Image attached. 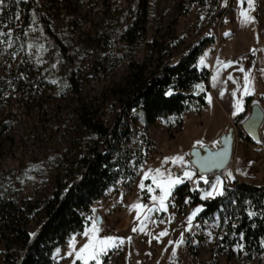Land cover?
<instances>
[{
    "label": "rangeland",
    "instance_id": "374dc122",
    "mask_svg": "<svg viewBox=\"0 0 264 264\" xmlns=\"http://www.w3.org/2000/svg\"><path fill=\"white\" fill-rule=\"evenodd\" d=\"M4 1L0 0V17ZM39 1L42 4L47 0ZM69 1V12L64 7L67 0L56 2L52 20L57 29L67 31L73 52L78 54L77 92L61 79L58 64L51 73L45 64L39 65V58L34 57L29 47L22 54L12 30L5 28L0 19V194L14 198L25 209L32 208L28 229L33 234L43 217L41 208L63 177L65 160L81 154L83 144L77 145L73 129L84 110L105 125H111L118 115L119 99L133 88L135 74L149 75L159 62L168 60L162 56L165 51L172 52L170 60L174 61L188 45L207 35L213 42L197 60L198 67L209 71L205 105L192 106L180 117L158 118L145 133L135 130L128 143L144 145L146 159L135 170L131 184L125 186L118 181L109 187L84 214V219L85 228H91L97 215L102 220L116 217V236L102 231L97 234L123 241L101 256V262L107 256L106 264H212L211 250L220 236L218 215L214 214L204 226L196 216L188 228V214L197 206L203 207L193 204L188 196L177 198L174 194L177 185L166 202V211L153 212L147 218L142 213L138 218L136 209L130 206L152 205L150 197L154 194L148 191V186L155 195H159V189L150 178L143 180V189L139 185L144 172L161 167L165 157H183L184 165L169 161L163 167L170 170L178 166L191 171L192 180L184 179L182 183L187 182L189 190L197 191L200 198L201 191L210 185L198 179L200 173L190 162L189 150L203 146L217 148L221 135L229 127L235 136L231 161L222 171L204 173L206 178L220 175L224 184L236 181L264 186V120L259 129L260 140L247 137L241 128L253 103H258L264 111V0H254L248 10L253 18L249 21L240 16L242 9H248L246 0H148L144 37L132 49L126 46L122 35L124 21L120 17L133 0ZM115 17H119V22ZM106 27L111 34L104 41ZM201 57L204 64L199 63ZM20 61L29 65L32 82L46 77L44 82L31 90L18 87L13 78L19 75ZM109 65H112L110 69ZM245 72L249 78L246 95L243 94ZM203 88V83H197L191 93L198 95ZM237 100L241 101L242 111L234 108ZM131 125L140 127L142 123L135 118ZM149 141L153 144H148ZM225 172H231V180L224 177ZM85 228L55 247L53 258L57 264L74 261L81 264L75 260V251L87 243L88 238L83 235ZM162 230L167 234L159 236ZM191 238L195 253L189 248ZM181 239L183 242L177 245L175 242ZM70 240L74 241L72 250L68 246ZM215 261L216 264H264V251L259 259L253 257L248 262L240 247H234L229 260L222 250L217 252Z\"/></svg>",
    "mask_w": 264,
    "mask_h": 264
},
{
    "label": "trees",
    "instance_id": "16d2710c",
    "mask_svg": "<svg viewBox=\"0 0 264 264\" xmlns=\"http://www.w3.org/2000/svg\"><path fill=\"white\" fill-rule=\"evenodd\" d=\"M57 1L47 0L41 4L39 0H5L0 19L5 28L12 30L22 54L31 44L30 49L34 57L39 58V65L45 64L52 73L58 64L61 79L77 92L78 54L73 52L67 31L53 24ZM69 3L67 0L64 6L67 12L70 11ZM147 6L148 0H133L130 8L121 13L122 35L128 49L144 37ZM115 21L119 22V17H115ZM103 34L106 41L111 34L109 27L104 28ZM212 42V37L204 35L188 45L174 61L170 60L172 52L167 50L162 56L168 60L159 62L152 73L135 74L133 88L119 99L118 115L111 125H105L84 110L73 129L77 145L83 144L81 154L65 160L63 177L41 208L43 217L33 234L28 229L33 218L32 208L25 209L14 198L0 194V264H57L53 258L55 247L63 245L70 235L82 232L84 214L118 181L125 186L131 184L135 170L146 159L144 145L128 143L135 130L145 133L158 118L180 117L192 106L205 105L209 71L198 67L197 60ZM27 56L30 61V54ZM111 67L109 65V69ZM28 68L29 65L20 61L19 75L14 76L13 82L31 90L46 77L35 78L33 84ZM197 83H203L204 88L193 95L191 90ZM169 90L171 94L166 96ZM135 118L142 123L140 127L131 125ZM148 144L153 143L149 141ZM224 189L223 195L202 200L197 191L189 190L186 182L177 185L174 194L179 199L188 196L193 204L202 205L197 215L201 226L214 214L218 215L220 236L211 250L212 264H216V254L222 250L229 260L234 247H240L248 262L253 257L259 259L264 251L261 243L264 241V186L234 181L224 184ZM249 211L255 215L249 217ZM189 248L195 253L192 238ZM106 262L107 256L101 264Z\"/></svg>",
    "mask_w": 264,
    "mask_h": 264
},
{
    "label": "snow or ice",
    "instance_id": "6c2138e0",
    "mask_svg": "<svg viewBox=\"0 0 264 264\" xmlns=\"http://www.w3.org/2000/svg\"><path fill=\"white\" fill-rule=\"evenodd\" d=\"M248 4V9H242L240 11V16L244 21H249L253 19L251 16L248 15V10L253 7L254 0H246ZM32 45H29V48H31ZM207 53H205V56ZM200 64H204V57L200 58L199 61ZM219 63V61H218ZM231 63V62H229ZM243 71V69H241ZM229 79H231V76H229ZM213 80H215V76H213ZM55 83V81H53ZM249 78L247 72H245V83H244V92L243 94H248L249 88ZM196 87H201L200 85H197ZM171 90L165 92V95H170ZM236 93L233 92V96H235ZM234 108L236 111H242L241 107V101L237 100L234 104ZM233 115H235V112H233ZM197 144H200L201 141H197ZM171 161L172 164H181L184 165L186 162L184 161L182 156H174V157H165L164 160L161 162V167L156 169H148L144 172V176L141 178V183L139 187L143 189L145 187V184L143 183V180L146 178H150L152 181V184L156 186V188L159 189V195H152L150 197L152 201L151 206L143 205L141 203H135L130 206V209L135 208L136 209V215L137 217H141V214L143 213V217L147 218L149 217L153 212H160V211H166L167 210V204L166 202L169 200V198L172 195L173 188L182 183L184 179L192 180L193 173L191 171L185 170L182 174V177L177 174H173L169 169H164L163 165ZM217 167H220L221 165H216ZM207 169L203 168L200 172L198 179L203 181L205 184L210 185L208 188L203 189L200 194V198L202 200L206 198H213L215 196H221L224 194V180L221 178L220 175H216L214 179L206 178L205 171ZM224 177L228 180L232 179L231 172H225ZM193 183L195 184L196 181L193 180ZM148 191L151 193L153 192V188L151 186H148ZM187 199L185 200V203H187ZM202 211V208L200 206H197L194 208L187 216V222H188V228L192 227V221L193 219ZM255 213L249 211L248 216L252 217ZM99 220L98 218H94L92 220L91 228L86 227L83 235L87 236V243H85L82 247H80L78 250L75 251V260H79L81 264H89V261H94L95 264H101V256L104 255L108 249L113 248L116 246V243L119 241L122 243V239L119 237H113V236H99L97 235L101 229L98 227ZM141 230H143V220H142V226ZM133 231H136L134 228ZM187 231V229H186ZM166 230H162L159 233V236L166 235ZM183 235V234H182ZM209 235H211L209 233ZM183 240H177L175 243L179 245L182 243ZM172 241H169V244H172ZM262 245H264V241H261ZM69 249L72 250L74 247V241H69ZM59 251V250H57ZM173 253H175V248H173ZM71 254V251L68 253ZM75 264V261L73 262Z\"/></svg>",
    "mask_w": 264,
    "mask_h": 264
},
{
    "label": "water",
    "instance_id": "95a60500",
    "mask_svg": "<svg viewBox=\"0 0 264 264\" xmlns=\"http://www.w3.org/2000/svg\"><path fill=\"white\" fill-rule=\"evenodd\" d=\"M264 120V111L258 103H253L250 107L249 114L241 122V128L245 132L246 136L255 140H260L259 129ZM233 128L229 127L227 132L221 135L219 139V146L214 149L203 146L202 148L192 147L189 150L190 162L193 167L197 169L200 173L203 168L207 170L205 173H210L213 171H222L231 161L233 152V142H234ZM216 165H221L217 167ZM99 224L102 221V217L97 215Z\"/></svg>",
    "mask_w": 264,
    "mask_h": 264
},
{
    "label": "built area",
    "instance_id": "2783aa9c",
    "mask_svg": "<svg viewBox=\"0 0 264 264\" xmlns=\"http://www.w3.org/2000/svg\"><path fill=\"white\" fill-rule=\"evenodd\" d=\"M229 165V164H228ZM227 165V166H228ZM170 171L173 173V174H177V175H180L182 177V174L183 172L185 171L183 168H180L178 166H172L170 168ZM153 194H156L155 191H153ZM116 217L113 216L111 218H103L101 224H100V228H101V231L105 234H112V235H117L116 233V228H115V225L114 223L116 222Z\"/></svg>",
    "mask_w": 264,
    "mask_h": 264
}]
</instances>
